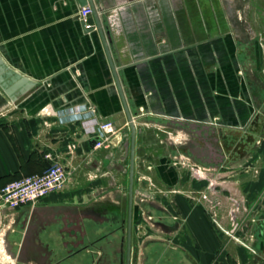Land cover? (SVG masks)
Returning a JSON list of instances; mask_svg holds the SVG:
<instances>
[{"label":"crops","instance_id":"obj_1","mask_svg":"<svg viewBox=\"0 0 264 264\" xmlns=\"http://www.w3.org/2000/svg\"><path fill=\"white\" fill-rule=\"evenodd\" d=\"M125 1L130 3L122 16L125 34H110L107 47L135 128L133 261L264 264V40L241 42L229 29L213 36L205 29L200 37L195 33L187 39L183 29L197 26L196 21L171 19L170 11L177 8L171 0H92L104 35L109 31L101 12ZM79 8L78 0H0V60L5 66L0 72V190L13 179L40 174L49 165L46 155L72 175L60 192L6 215L10 221L2 249L9 259L12 249L14 259L18 255L24 223L31 219L41 228L31 247L42 256L66 250L59 225L41 226L48 219L66 220L73 210L115 208L124 228L114 237L127 239L129 197L124 212L118 185L129 172L131 131L101 35L96 28H83ZM151 9L156 13L149 19ZM91 23L96 26L94 15ZM9 72L35 85L8 95L15 84ZM98 121L115 125L122 135L119 144L93 150ZM161 131L178 138L177 145L165 142ZM237 146L251 147L238 154ZM172 159L216 172L210 189L207 181L191 179L186 168L171 166ZM250 159L244 171L241 166ZM147 166L153 170L151 183L165 193L140 202L135 192L147 186L142 172ZM90 172L96 176L92 182L86 178ZM175 189L180 193L170 195ZM202 193L207 201L201 200ZM232 200H245L249 214L235 211ZM211 214L227 231L231 216L247 223V230L235 234L243 239L251 234L256 255L223 235ZM107 228L99 223L96 235ZM107 237L104 241L110 242Z\"/></svg>","mask_w":264,"mask_h":264},{"label":"rangeland","instance_id":"obj_2","mask_svg":"<svg viewBox=\"0 0 264 264\" xmlns=\"http://www.w3.org/2000/svg\"><path fill=\"white\" fill-rule=\"evenodd\" d=\"M171 4L173 5V8L177 7L175 10L170 11L171 19L179 18L182 20H186L187 24L188 22L189 24H191L192 22L196 21L195 23L197 24V26L195 27L187 26L183 29L185 30L183 32L186 33L185 37L187 39L192 40L194 37L193 34L195 33L199 34L197 35V37H200L202 34H204L205 29L208 30L209 36H213L217 34L216 30L218 29H222V30L229 29V34H232L234 37L237 36L238 37L237 40L241 42L246 39H252V40L257 39L259 41L264 40V0H182V1L180 0V3L178 0H171ZM180 4H182L183 7L181 9H178ZM115 7H119V4ZM151 12H152V17H148L149 19L155 17V13H156L155 10H152ZM258 22L262 24V27L256 26ZM239 46L241 47L240 44ZM1 101H2V96H0V103ZM1 113H5V111ZM159 134L166 136L167 139H165V142L168 141L172 142L174 144L172 145L173 147L177 145L179 139L176 138L175 136L174 137L170 136L171 139H168L169 136L163 131L159 132ZM250 147L251 146H245L244 148L241 149V152L243 151L249 152ZM238 154H240V152H238ZM249 161L251 162L254 160L250 159L248 160L247 163H245V165L241 166V168H243L244 171L248 170V168H246L247 166L246 164H248ZM170 165L177 166L178 168L180 167L179 169L186 168L190 173V178L198 181H206L207 179H212V176L216 174V172H208V171H204V174H198V172L194 171V169H198V168H194L193 166H190L189 162L183 159H175V160L172 159ZM190 168H192V170H190ZM256 169L251 168L250 172L256 174L255 172ZM151 171H153L151 170V166H147L143 169L142 172L144 174L147 173L145 174V177L149 179L148 173H151ZM126 172H125L126 174L123 175L122 185H118L119 190L122 191L121 193L124 196V202L121 203V207L123 206L124 212L126 211V200L128 195V184H129L127 181L128 170ZM91 173L92 172H90L86 176V178L90 182L96 179V177L93 176L94 174ZM146 183L147 186H145L143 190H138L135 192L137 199L139 201L140 198L149 201L148 200L149 198L151 197L154 198L155 196H157V194L162 195L165 193V192L162 193L161 190H158L159 188H157L153 183H151L150 179L148 181L146 180ZM179 193L180 191L176 189L170 190L169 192L170 195H178ZM109 204H111V206H117L112 203ZM9 213L10 211L8 210H4V211L0 210V264H19L12 256L13 249L11 250L12 253L9 252L11 253L9 255L11 259L6 257L5 252H3L2 249V243L3 241H5L4 238L7 234V228L10 221V218L6 215L7 214L9 215ZM145 218H147L146 215ZM147 219L149 221L150 217ZM148 227L150 228V226Z\"/></svg>","mask_w":264,"mask_h":264},{"label":"built area","instance_id":"obj_3","mask_svg":"<svg viewBox=\"0 0 264 264\" xmlns=\"http://www.w3.org/2000/svg\"><path fill=\"white\" fill-rule=\"evenodd\" d=\"M143 1L144 0H137L138 3ZM129 5L130 3L125 1L124 3L122 2V4H119V7H114L109 11L107 10L101 12L103 16H105L107 29L113 38H117L125 34V25H123L122 16ZM146 13L147 17H152V12L147 11ZM92 16L93 12L88 5L79 8L78 18L86 31L95 29L93 23H91ZM126 28L132 30L129 25H127ZM121 136V132L112 122L98 121L95 129L93 130V150L97 151L101 149H109L111 146H115L120 143L122 139ZM168 139L170 138L168 137ZM70 149L74 150L75 146L71 145ZM45 158L49 161V165L40 174L19 177L8 182L1 188L0 210L5 209L13 212L23 207H34L49 195L63 190L64 187L72 181V175L65 166L51 159V156L49 155H46ZM189 165L194 168H198L194 169V171L198 172V174H204L205 170L194 164ZM190 170H192V168H190ZM93 174V176L96 177L95 173ZM206 181L208 182V189H210L213 184V180L207 179ZM200 198L202 201L208 200V196L205 193L200 194ZM149 199H152V197ZM143 201H146V199L140 198V202ZM232 204L235 211L241 209L242 213L249 214V209L245 200H232ZM210 218L213 225L223 235L247 249L252 255H256V252L251 246L253 236L250 234L246 239H243L241 236L235 234V231H240L241 229L247 230V223L243 224L241 221H236L235 218L231 216L230 219L232 222V229L227 231L220 226L215 215L211 214Z\"/></svg>","mask_w":264,"mask_h":264},{"label":"flooded vegetation","instance_id":"obj_4","mask_svg":"<svg viewBox=\"0 0 264 264\" xmlns=\"http://www.w3.org/2000/svg\"><path fill=\"white\" fill-rule=\"evenodd\" d=\"M235 149L238 151L241 147L237 146ZM34 212L35 210H32V218L35 215ZM117 217L115 208L98 206L80 211L73 210L66 220L61 217L59 223L48 219L41 227L45 229L59 225L58 230L67 242L66 250L54 254L47 253L46 256H42L36 248L31 247V239L41 229L35 226V221L31 219L24 223L25 233L15 260L19 264H61L63 262L69 264H135L132 258L131 240L128 244L127 239L114 237L124 228L123 225H119ZM101 222L106 223L108 228L107 232L98 237L96 227ZM14 225L22 227L23 223L15 221ZM45 225L48 226L45 227ZM107 236H110V242L104 241ZM91 237L93 238L90 239Z\"/></svg>","mask_w":264,"mask_h":264},{"label":"water","instance_id":"obj_5","mask_svg":"<svg viewBox=\"0 0 264 264\" xmlns=\"http://www.w3.org/2000/svg\"><path fill=\"white\" fill-rule=\"evenodd\" d=\"M78 3H79V6L80 7H83V6H86L88 5L92 12H93V15L95 17V20H96V30L99 32V34L101 35V38L103 40V44H104V47L106 49V52H107V56H108V61H109V64L111 66V70H112V74H113V77H114V80H115V84L117 86V89H118V92H119V96L123 102V106H124V110L126 112V115H127V119H128V122H129V127H130V131H131V151H130V161H129V172H128V197H129V200H128V217H127V243L129 244L130 243V239H131V213H132V197H133V165H134V157H133V145H134V137H135V128H134V124H133V121H132V118L129 114V112L127 111V108L125 106V101H124V98H123V94L121 92V88H120V85L118 83V80H117V76L115 74V68L113 66V63L111 61V57H110V54H109V51H108V47H107V42L110 44L111 43V36H110V33L109 32H106L105 35L103 33V29H102V26H101V23L99 22L98 18H97V14H96V11H95V8H94V5L92 3V0H78ZM5 69V66H3V63L2 61L0 60V72H2L3 70ZM11 74V76L14 78V87L11 89V90H8L7 91V94L10 95L11 92L15 89V88H21L20 91L21 93L24 92V91H27L29 88L33 87L35 84L34 82H32L31 80L17 74V73H13V72H9ZM0 81H1V78H0ZM4 84H0V86L2 87ZM3 89V92L5 94V89L4 87L2 88Z\"/></svg>","mask_w":264,"mask_h":264},{"label":"trees","instance_id":"obj_6","mask_svg":"<svg viewBox=\"0 0 264 264\" xmlns=\"http://www.w3.org/2000/svg\"><path fill=\"white\" fill-rule=\"evenodd\" d=\"M17 179V178H16ZM13 180H15V179H13Z\"/></svg>","mask_w":264,"mask_h":264}]
</instances>
